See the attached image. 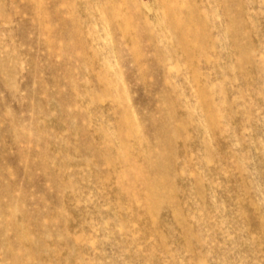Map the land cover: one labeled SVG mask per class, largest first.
<instances>
[{
    "label": "rangeland",
    "instance_id": "rangeland-1",
    "mask_svg": "<svg viewBox=\"0 0 264 264\" xmlns=\"http://www.w3.org/2000/svg\"><path fill=\"white\" fill-rule=\"evenodd\" d=\"M0 264H264V0H0Z\"/></svg>",
    "mask_w": 264,
    "mask_h": 264
}]
</instances>
